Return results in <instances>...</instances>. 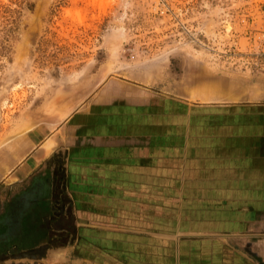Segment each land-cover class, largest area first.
<instances>
[{
	"label": "crops",
	"instance_id": "1",
	"mask_svg": "<svg viewBox=\"0 0 264 264\" xmlns=\"http://www.w3.org/2000/svg\"><path fill=\"white\" fill-rule=\"evenodd\" d=\"M12 176L22 219L67 239L28 264H264V76L110 79Z\"/></svg>",
	"mask_w": 264,
	"mask_h": 264
},
{
	"label": "rangeland",
	"instance_id": "2",
	"mask_svg": "<svg viewBox=\"0 0 264 264\" xmlns=\"http://www.w3.org/2000/svg\"><path fill=\"white\" fill-rule=\"evenodd\" d=\"M1 6L19 13L13 25V14H0V264H28L66 242L42 238L47 231L30 214L22 219L24 202L17 199L16 208L14 199L23 184L10 185L12 175L107 81L182 94L206 77L264 76V0H0Z\"/></svg>",
	"mask_w": 264,
	"mask_h": 264
},
{
	"label": "trees",
	"instance_id": "3",
	"mask_svg": "<svg viewBox=\"0 0 264 264\" xmlns=\"http://www.w3.org/2000/svg\"><path fill=\"white\" fill-rule=\"evenodd\" d=\"M1 13H3V14H6V13L13 14V16L10 15V19H7L8 24L13 25L15 23V15L18 14L19 12L15 11V10H11L8 7L1 6L0 14Z\"/></svg>",
	"mask_w": 264,
	"mask_h": 264
}]
</instances>
